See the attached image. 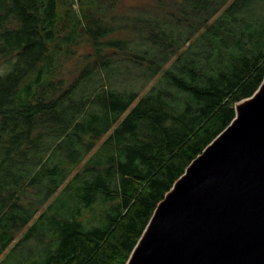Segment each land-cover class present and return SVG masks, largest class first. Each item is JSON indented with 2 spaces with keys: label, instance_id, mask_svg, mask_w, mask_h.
I'll use <instances>...</instances> for the list:
<instances>
[{
  "label": "trees",
  "instance_id": "16d2710c",
  "mask_svg": "<svg viewBox=\"0 0 264 264\" xmlns=\"http://www.w3.org/2000/svg\"><path fill=\"white\" fill-rule=\"evenodd\" d=\"M153 1L0 0V264H126L262 83L264 0Z\"/></svg>",
  "mask_w": 264,
  "mask_h": 264
},
{
  "label": "water",
  "instance_id": "95a60500",
  "mask_svg": "<svg viewBox=\"0 0 264 264\" xmlns=\"http://www.w3.org/2000/svg\"><path fill=\"white\" fill-rule=\"evenodd\" d=\"M155 208L126 264H264V79Z\"/></svg>",
  "mask_w": 264,
  "mask_h": 264
},
{
  "label": "rangeland",
  "instance_id": "374dc122",
  "mask_svg": "<svg viewBox=\"0 0 264 264\" xmlns=\"http://www.w3.org/2000/svg\"><path fill=\"white\" fill-rule=\"evenodd\" d=\"M114 2V5H116V11H127V10H136L138 8L143 7H154L155 3L153 0H111ZM74 8H78V4L76 3L74 5ZM80 41L84 42L85 39H81ZM91 51V46L88 43H83L81 46H78L77 53L83 54L86 52ZM66 62L65 68L66 72L68 70L70 71V75L72 74L73 70H77L78 63L76 65V61L70 60ZM69 77V76H68ZM21 236V234L18 236V238ZM5 256V253L2 255L1 259Z\"/></svg>",
  "mask_w": 264,
  "mask_h": 264
}]
</instances>
